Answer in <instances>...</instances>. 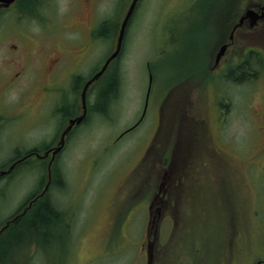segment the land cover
<instances>
[{
	"label": "rangeland",
	"instance_id": "obj_1",
	"mask_svg": "<svg viewBox=\"0 0 264 264\" xmlns=\"http://www.w3.org/2000/svg\"><path fill=\"white\" fill-rule=\"evenodd\" d=\"M249 1L139 2L118 59L89 94L87 119L52 169L43 202L60 212L55 225L41 235L22 229L16 247L0 249V264H264V67L255 83L234 72L207 77L226 24ZM129 3L33 0L29 19L13 10L4 16L0 165L55 141L59 115L28 130L14 115L24 112L29 124L22 103L43 98L45 71L62 50L73 52L66 68L79 62L83 80L98 70L116 46ZM261 27L237 31L235 43L264 51ZM12 43L26 70L8 85L19 67L5 58ZM48 179L47 161L39 159L0 178V221Z\"/></svg>",
	"mask_w": 264,
	"mask_h": 264
},
{
	"label": "flooded vegetation",
	"instance_id": "obj_2",
	"mask_svg": "<svg viewBox=\"0 0 264 264\" xmlns=\"http://www.w3.org/2000/svg\"><path fill=\"white\" fill-rule=\"evenodd\" d=\"M32 1L33 0H16L11 5L5 6L4 5L5 1L0 0V25L2 23V20L4 19V16H7L10 10H13V12H15V15L18 13L19 19L20 18L29 19L28 18L29 10H30L29 2ZM247 8L254 11V21L246 17L242 20L241 24L238 25L239 22L241 21V18L244 16L245 10ZM25 10L27 11L25 12ZM245 10L244 12L241 11L237 15L238 16L237 18L235 16L231 18V21L228 24H226L225 32L224 34L221 35L219 41L221 42L220 43L221 46L223 44H226L227 48L225 50V53L222 55V57L219 60H216V55H215L214 60L210 62L212 63V65L207 68L208 78L211 79V77L213 76L212 73L215 71H219V75L217 77L220 78L221 76L222 79H225L230 73L234 72L233 76H235V78H239V80L252 78L254 79V83L257 81L256 77L259 74V67L260 65L264 67V51L261 48H258L256 44H254V47H250L248 51L242 49L241 46L239 47L235 43V35L236 32L241 29L246 31L251 29L254 30V32H256L258 26L260 25L262 26L260 30H264V0L249 1L247 6L245 7ZM99 22L100 21H97L96 24H94V26L89 28V32L87 35L88 39L85 42V45L83 46V50H82L83 53L81 54L80 57L83 58V56H86L89 53V49L92 46V43L96 35L95 28L96 25L99 24ZM237 25L238 27L235 28ZM231 35L233 36L231 37ZM254 36H258V35H254ZM226 38L229 41H227ZM229 52H233V54H230V58H226ZM72 56H73V52H71L70 50L69 51L62 50L61 52H59V54H56L53 57V59L50 61V66L45 71L47 80L40 85V91L43 95V98H39L36 102L35 101L33 102L31 100V102L26 101V103L25 102L22 103V105L26 106V109H28L27 112L28 116H30L31 114L30 120L27 121L29 122V124L27 125L26 123L23 122L25 118L24 112H19L15 114L13 117L14 122L18 121L19 125H22L23 129L28 130L31 127H38V124H40L41 122H45L53 118H57L59 115V118L61 119L60 125L62 123V126L57 138L53 143H50V141L44 142V145L34 146L33 148L27 150V152H25L22 155H20L22 152L20 154H17V156L13 157V159H9V162L6 166L3 164L0 165V178H4L5 176L12 173L14 169L17 168L19 165L24 163H30V161L35 159L47 161V164L53 161V165H55L67 142L76 132L77 127L87 119V116L90 113L88 97L93 88V87L91 88V86L87 91V98H86L87 108H86V116L84 120L80 124H74L72 126L70 131L65 136L64 147L62 148V150H60V152H58L54 156L53 155L54 149L52 150L50 149L54 148V146L57 145L61 133L69 124L70 120L84 111L83 102H82V91L84 88V84L97 71L94 70L90 74V76H88L87 79L85 78V80H83L84 76L79 74V69H78L79 62H77L75 66L66 68L68 66L67 65L68 60L70 59L72 60ZM5 58L8 60L9 63L16 62L19 65L17 69L9 73L7 84L12 85L14 83H18L20 76L26 70L24 66L25 64H23V56L21 54L20 47L16 43L9 44ZM67 91H69L72 95H66ZM19 95H23V93H20ZM144 106H145L144 108L146 109V102ZM33 108L36 109V114L30 110ZM4 125H6V123H4L3 121V113L0 110V128ZM1 131L2 129H0V133ZM48 150H50L48 155L41 158L40 155H44L45 152ZM14 163H15L14 167L9 172L2 173V171H6ZM42 190L43 189L36 192L35 191L30 192L28 195L25 196L23 201L3 219L4 223L0 225V239L8 238L12 234L10 232L13 229H16V227L19 225L20 222L24 221L25 219L32 218L34 216L33 215L34 210L36 208H41L42 206L45 205L43 201L48 196V190L44 194H41ZM48 204L50 208H55V206H53L51 203ZM3 213L4 212H2V214ZM3 220H1L0 222H2ZM11 236H13V240L8 245V247H10L9 249H12L13 246L14 247L17 246L16 243L19 241L18 238L20 237L13 234ZM8 247L7 246L4 247L5 253L6 250H8Z\"/></svg>",
	"mask_w": 264,
	"mask_h": 264
},
{
	"label": "water",
	"instance_id": "obj_3",
	"mask_svg": "<svg viewBox=\"0 0 264 264\" xmlns=\"http://www.w3.org/2000/svg\"><path fill=\"white\" fill-rule=\"evenodd\" d=\"M4 1H5L4 5L8 6L12 2H14L15 0H4ZM138 1L139 0H131L130 1L129 7H128L126 13H125L124 19H123L122 24H121V28H120V31H119L117 43H116V46H115L114 50L106 58L104 63L101 65L100 69L91 78H89L86 81V83L84 85V88H83V91H82V99H83V104H84V111L79 116H77L75 118H72L70 120L69 125L64 129V131L62 132V134L60 136V140L58 142V145L56 147L50 149V150L54 149L53 150V155L54 156L63 148L64 143H65V136L70 131L72 126L74 124H76V123L77 124L80 123L83 120V118L85 117V115H86V94H87V91H88L89 87L104 73V71L108 68L110 63L119 55L121 47H122V42H123V38H124V35H125L126 27L128 26V23L130 21L131 16L133 15V12H134V10L136 8V5H137ZM246 17H248L252 21H254V11L250 10V9H247L245 14H244V16L241 18V21H240V23L238 25H240L242 20L244 18H246ZM226 48H227L226 44H223L221 46L220 51L218 52V55H217V60H219L222 57V55L224 54ZM151 83H152V76L150 75V85H151ZM148 97H149V92H148V95H147V99H148ZM50 150L46 151L44 155H41V157L47 156ZM18 161H20V160H18ZM51 163H52V161H51ZM50 164H49V179H48V181H47V183L45 185V188H44V190L42 191L41 194L45 193V191L48 189L50 181H51ZM14 165H15V163L13 165H11L6 171H2V173L9 172L14 167ZM255 264H260V261H257Z\"/></svg>",
	"mask_w": 264,
	"mask_h": 264
},
{
	"label": "trees",
	"instance_id": "obj_4",
	"mask_svg": "<svg viewBox=\"0 0 264 264\" xmlns=\"http://www.w3.org/2000/svg\"><path fill=\"white\" fill-rule=\"evenodd\" d=\"M52 181H53V176H52ZM48 203L49 202H46L45 205L42 206L41 208H36L33 212L34 213L33 218L32 219H25L24 221L20 222L19 225L17 226V230H15L12 234L17 235V236H21L23 234V232L21 233V230L24 228L25 229L27 228V229L32 230L36 234L41 235L42 233H44V231L49 226H51L53 228V226L55 225L54 224L55 221L58 219L57 218L55 220V218L57 217V213L59 215L60 212L55 208H50ZM11 235L8 238H1L0 239V249L2 251H4L5 246L9 245L12 242L13 236H11ZM194 250L195 251L199 250V248L195 247ZM195 259H197L196 256L191 257V261H194ZM187 261L188 260L186 258L185 263Z\"/></svg>",
	"mask_w": 264,
	"mask_h": 264
}]
</instances>
